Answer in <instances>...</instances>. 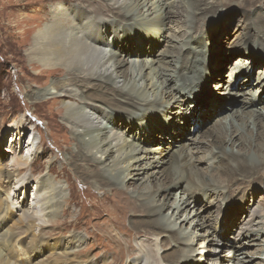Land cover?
<instances>
[{"label":"bare ground","instance_id":"obj_1","mask_svg":"<svg viewBox=\"0 0 264 264\" xmlns=\"http://www.w3.org/2000/svg\"><path fill=\"white\" fill-rule=\"evenodd\" d=\"M63 1V5L52 7L49 14L36 15L41 21L27 54L30 62L47 73V79L55 77L58 80L47 81L42 91L34 92L32 98L28 95V102L35 104L45 101L54 107L61 106L57 112L63 117L68 131L71 130V141L75 145L71 153L62 154V162H68L80 174L82 182L88 185L84 186L89 196L92 195L89 192L91 189L108 196L99 206L106 203V199L109 200L108 204L98 206L94 218H101L106 213L114 220L113 225L121 229L129 222L128 227L133 231H125L155 237L151 245H155L157 252L167 250L170 244L175 245L174 249L161 256L159 263H153L155 251L149 250V244L142 245L139 256L127 264H189L195 252L192 239L182 240L176 231L161 222L170 201L175 198L172 191L181 189L183 182L187 183L185 189L176 195V200L181 195L186 199L177 203L170 216V219H176L175 223L182 220L186 224L190 220L189 213L185 214L191 213V208L199 204L200 196L231 200L236 190H241L240 195H245L248 187H264V106L257 107L264 105V97H260L261 93L264 95V75L256 79L249 72H253L256 67L254 61L259 57L254 50L264 51V13L261 12L264 0H172L164 4L159 0L158 5L153 0ZM22 2L18 0L16 4L22 11L19 14L21 22L30 23L31 18L26 14L28 8ZM233 7L239 8L243 15L233 31L235 38L228 41L232 20L222 17L226 19L220 21L219 26L213 25L212 20L217 15H228L227 12ZM170 22L178 26V34L174 31L166 36L167 40L157 39V43L151 44L157 47L167 43V49L160 59L152 60L150 64L142 61L141 66L128 59L132 53L136 54L132 40H138L137 34L144 32V40L140 43H145L156 35L162 36L163 28ZM189 35L192 38L188 39ZM169 42L178 43L179 46L172 48ZM239 48L244 58L238 59L234 66L242 70L231 69V82L234 75L241 73L237 79L243 75L247 77L240 84L237 81L236 87H245L236 92L235 87L228 89L227 86V90L219 83L214 84V91L218 93L212 95L208 106L189 115L191 103L188 104L186 93L195 95L196 89L200 85H207L214 74H219L222 79L221 69L229 60H224L226 55L236 54ZM145 52L148 53L147 48ZM153 55L157 56L155 51H152ZM169 57L172 59L166 61ZM240 60H247V63L240 64ZM165 61L167 65L169 62L175 64V69L173 66L163 73L159 65L157 69L152 67L158 62L164 66ZM245 67L249 69L246 71ZM259 73H263V68ZM161 75L168 77L167 81L176 80L177 84L174 82L175 85L168 88L165 79L159 81ZM42 76L40 74L38 78ZM256 86L259 87L254 89ZM223 89L226 92H221ZM232 96L240 97L238 102H241V107L231 115L218 118L212 135L204 131L205 138L211 140L199 143L193 137L180 136L179 132L173 131L169 134L164 129L158 136H149L157 129L159 131L164 121L173 122L177 117L183 119L180 130L183 128L185 131L183 126L191 123L203 129L207 124L206 116L222 110ZM230 116L236 119L226 126L224 120ZM143 119H147V123H137ZM26 123L25 119H21L12 125L15 128L13 135L16 136L12 141L19 150H23L24 146L22 142H16L25 136ZM136 125H140V129L135 130ZM141 130L144 134L139 136ZM124 133L128 137L123 138L121 135ZM167 135L177 143L169 150L146 149L142 145L143 140L149 144L165 141ZM34 138L31 143L36 141ZM205 141L206 146L197 147L196 157L191 149L186 152L190 145H202ZM28 147L33 151L30 157L36 159L41 147L33 144ZM11 154L13 158L9 166L0 168V264H103L107 261L106 258L100 261L89 256L87 250L79 251L86 239L79 232L70 230H76L81 220H56L62 213L67 214L69 208L65 204L67 189L53 178V168L38 178L35 199L31 204L12 201L15 198L18 200L21 191H28L31 177L17 181L14 189L18 196L11 200L8 195L11 183L25 171L29 170L32 174L36 171L29 166L28 158L22 157L18 150L12 148ZM212 155L217 165L196 168L197 163L206 162V158ZM142 181L147 184L142 186ZM113 192L129 197L117 196V200L123 203L130 202L127 211L115 207L111 196ZM130 216L135 219L129 220ZM203 216L197 217L203 219L200 227L205 229L213 264H218L216 260L223 256L226 264H231L232 260L233 264H249L257 259L260 261L256 264H264V255L240 250L242 245L247 244L259 246L258 252L264 251V236L258 241V237L264 235V203L256 207L250 204L233 234L230 249H234L233 243L252 236L251 244L247 241L235 247L237 252L239 250L244 255L242 259L237 258L236 254L224 253L220 245H223L222 239L228 234L221 233L220 237L217 227L209 230L207 222L211 218ZM228 220L231 224L232 219ZM47 229L52 231L47 234Z\"/></svg>","mask_w":264,"mask_h":264},{"label":"rangeland","instance_id":"obj_2","mask_svg":"<svg viewBox=\"0 0 264 264\" xmlns=\"http://www.w3.org/2000/svg\"><path fill=\"white\" fill-rule=\"evenodd\" d=\"M153 1L158 5L159 0H153ZM160 1L161 3L164 4L167 2L170 3L172 0H160ZM63 2H64L63 0H23L22 3H24L28 8L26 14L29 15V17L31 18L30 23L23 24L21 22L22 17L20 18L19 16V14H21L22 12L21 8L16 7L18 0H0V168H6L7 166H9L10 160L13 158V155L11 154V150L12 148H15V150H18V153L22 157L28 158L29 166L31 168L36 169L35 173L32 174L28 170L22 173L21 176L18 177V179L14 180L9 186L8 195L12 200L13 197L17 195L14 189L17 186L16 184L17 181L25 177H31V183L28 187V191L26 193L21 191V195L20 196L17 195L18 200H16V198L15 200L14 199L12 200L14 201V203L16 202L20 204L21 202L22 203L27 202L28 204H31L35 199V194H36L35 185L38 178L50 172V169L53 168L51 175L57 182H60L62 185H65L67 189L65 204H67V207L69 208V212L67 214L62 213V216L57 218L56 220H61V221L64 220L69 222H74L77 219L81 220V224L77 226L76 230L73 228H71L70 230V231L79 232L86 239L84 246L81 249H79V251L87 250V254L89 256L100 261L102 258H106L107 261L104 262L105 264L106 263L127 264L129 263L130 260H133L139 256V248L142 245L146 246V244L147 245L149 244V247L147 246L149 250L156 252V253L154 252L153 257L151 255V257L153 258V263H159L161 262V256H164V254L170 252L172 248L174 249L175 245L170 244L167 250H163L162 252H157V249L154 248L155 245L154 246L153 244L151 245V243L156 240L155 237L148 236L146 234H141V236H139L138 233L125 231V230H132L128 227L129 222H126L123 225L124 229H121L118 228L119 226H117L116 224H114L115 226L113 225L114 220H111V217L106 213L101 218H94V214L98 210L97 207L99 206V203L102 202L108 196L104 192L99 193L97 192V190L91 189V187H90L91 190L89 192L92 195L89 196L86 187L88 185L86 182H82V179L80 178V174L76 170H73L72 165H69L68 162L67 163L62 162V154L65 155L66 153H71L72 151L71 149H74L75 145L71 141V135H72L71 130L68 131V129L65 127L63 117L60 116L57 112V110L60 109L61 106L55 105L54 107L52 103L45 101H40L35 104H30L28 102V95H30L32 98L34 92L42 91L43 88H45V84L47 81H51L52 79L58 80V78L55 77L54 78L50 77L49 79H47L46 77L47 73H43L42 67H37V64H33L32 62H30V59L27 56L28 51L31 47L30 41L38 30L37 28L39 26L38 22L41 21V18L38 19L36 15L40 17L45 12L49 14L52 7H57L60 4L63 5L62 4ZM173 6H170L172 7L170 9H173ZM164 10H166V7L164 8ZM261 12L264 13V9ZM227 13L228 15L226 16L225 14H222V16L217 15L216 17H214L212 20L213 21L212 24L219 26L220 21L223 22V20L226 19L227 17L230 18L232 20V25H230L231 36L228 38V41H231L235 38L236 33L234 35L233 31L236 29V26L239 20L242 18L243 13L239 8H235V7L231 8ZM222 17H226V18L223 19ZM42 21L44 22V20ZM196 23H199V21ZM174 31L178 34V31H180V29L178 28V26H174V24L170 22L169 24H166L165 27L163 28L162 36L159 37L158 35H156L153 37L152 40L146 41L145 43H140L142 39L144 40V36H145L144 32L143 33L140 32L139 35L137 34L136 36L138 40L137 39H135V41L132 40V42L135 43L136 49L134 50L136 52L135 51L134 52L136 54L132 53L128 59L132 60V63L133 62L138 63L139 65L140 62L142 61L150 64L152 60L160 59L161 54L167 49V47H165L167 43L164 42L162 46L159 45L157 47L151 46V44L157 43L158 42L156 41L157 39H160L161 41L167 40L165 39L166 36L168 35L170 36V34L174 33ZM177 36L180 37L179 35ZM190 38L192 37L189 35L188 39ZM169 44L173 45L172 48L179 46V44L175 42H169ZM129 45L131 46V44ZM150 47H152L151 50H149ZM146 48L148 53L145 52ZM152 51L153 52L155 51L157 56L154 55L152 56ZM248 51H252V50L249 49ZM259 51L254 50V52H256L257 56L259 57H257L254 61L256 67H254L253 72L249 71L250 74L252 73V75H254L256 79L264 75V54H262L264 53V51L262 49ZM232 54L226 55L224 59V60L227 59L229 60L225 62V66H223V68L221 69L222 79L214 81V79L220 78L219 74L218 75L214 74L211 80L209 81V83H207V85L206 84L204 86L200 85L198 90L196 89L197 92H195V95L192 96L191 93H186L185 96L188 99L187 100L188 104L191 103L190 105L191 108L189 109V112L187 111L189 115H191L192 112H196L200 110V108L204 106H208V102L212 98V95L218 93L217 90L214 91V87H213L214 84L219 83L222 86H224L226 89L227 86L228 89L229 88L232 89V87L233 88L235 87L234 90H236V92L238 91V89H241L244 86L241 85L242 87L239 86L236 87L237 81H238L237 83L240 84L247 77L246 75H243L240 77V79L239 78L237 79V77L241 73L240 74L238 73V76L237 74L234 75L235 78L231 82V77L233 76V74L231 73V69L236 68L242 70L234 65L235 63L238 62V59L244 58V53H242V51H240L239 48V51L238 52L236 51V54L234 55ZM170 59L172 58L169 57L167 58L166 61H169ZM169 63L170 64L167 65L166 62L165 65L162 66V64L158 62L152 64V67L158 68L160 66L159 67L160 72L167 73L168 72L167 68L171 69L174 66L173 69H175V64H173L172 62ZM242 63L246 64L247 60H240V64ZM245 68L246 71L247 69H249L247 67ZM261 68H263V73H261L262 75L259 73ZM40 74L43 76L39 79L38 76H40ZM167 78L168 77L166 76L164 77V75H161L159 81H162L164 79L166 80ZM165 82L168 88L174 86L175 85L174 82L177 84L176 80L173 81L166 80ZM179 85L180 84L177 85V88L179 87ZM167 87H165V89ZM258 87L259 86H256L254 87V89ZM221 92H226V90L223 89L221 90ZM259 92H261V89L259 90ZM248 94H250V91L248 92ZM260 95H261L260 97H262L261 99H263L264 95L262 93ZM258 98L259 97H257L256 100H258ZM228 101L229 103L227 104V106H224L222 110H219L216 114L210 113L208 114V116H206L207 124L203 129L200 128V125H193L191 123L186 126H183L185 128V131L182 130L183 128L180 130L181 126L179 128V125L183 123V119L177 117L173 122H170L168 120L164 121L165 123H163L161 129L159 131L157 129V131H155L151 135L149 134L148 130L146 129L145 130L147 134H149V136L152 138L154 136L160 135L159 132L162 133V130L164 129L167 130L169 134H171V132L173 131V133L179 132L180 136L193 137L194 139H197L199 143L203 140H207V139L211 140V138L208 137L205 138L206 135H203L204 131L206 130L205 133H209L212 135V131H214L212 130V128L214 127V125H216V120L218 118L226 117L228 114L231 115L233 111L241 107V102H238L240 101L239 96H232V98L229 99ZM154 105L157 106L156 104ZM263 106L264 105L259 104L257 107L262 108ZM172 112H176V111L173 110ZM179 113L181 115L183 114L181 113V111ZM21 119H25L27 121L25 127L26 134L25 136L21 137L20 141L18 140L16 143L22 142V145L24 146L23 150L17 149V145L13 144L12 141L14 140V138H16V136L13 135L15 128H13L12 125L18 123ZM235 119L236 118H232L230 116V118L227 119L229 121L224 120L223 124L228 126L232 122V120ZM147 121H148L147 119L146 120L143 119L137 123H141V122L147 123ZM139 126L140 125L138 126L136 125L134 129L135 130L140 129ZM252 128H253V124H252ZM141 134L142 135L144 134L142 130L139 132V136ZM121 136L123 138L128 137V134L124 133ZM169 136L170 135L165 136L166 138L165 141L159 140L157 143L155 142L153 144H149L146 140H143L142 145L146 149L153 148V149L169 150V147H173L174 146L173 144L176 143V141H173L171 136L170 137ZM33 137H35L34 139L36 141H34V143H31ZM160 143L161 145H159ZM206 143L207 141H205V143L202 145L201 144L190 145L189 149L186 150V152L187 153L188 151L190 152V149L195 152L198 146L199 147L204 146ZM32 144L35 147H39V148L41 147L40 151L37 154L36 159H32L30 157V154L33 151L28 146ZM169 144L172 146H168ZM58 146L60 147L61 151L59 150ZM196 156L197 153L195 157ZM213 157L214 155L208 156L206 158V162H202V164L197 163L196 168L205 169L210 166L212 167L215 164L217 165V160L213 159ZM52 163H54V165H52ZM141 183H143L142 186H145L147 184L144 183V181H142ZM186 186L187 183L183 182L181 189L172 191V193L175 194V198L172 201H170V203L168 202L170 206L167 207V210L163 215L161 222L164 224L165 227L172 228L174 231H176V233L180 236L182 240L192 239V244H193L192 248L195 250V252L192 253L191 255L192 260L190 261L189 264H205V263L213 264L210 255V251H212V249L209 248L207 236L205 234V229H201L200 227V225L203 223V219L198 218L197 217L198 215H204L203 217L205 218L207 217L211 218V221H209V223L207 222L208 229L213 230L215 227H217V233L220 237L222 236L221 233L228 234L225 238L222 239L224 240L223 242L224 246L220 245L222 248H224L223 249L224 253L227 255L236 254L237 258L242 259L244 255L242 256L239 250L237 252L235 247L247 241L249 242V244H251L252 236H248L246 240L242 239L239 243L237 242V244L233 243L234 249H230L228 247H230V245L234 240L233 234L236 232L235 230L239 225V222L241 220L240 217L242 218L244 216V212H246L248 206H250L251 204L253 205V207H256L264 203L263 201L264 187L258 185H255L256 188L248 187V191L245 195L244 194L240 195L242 191L236 190L234 197H232L231 200H228V198H224V197H222L221 199L218 198L213 199L211 197L203 198L200 196L198 199L199 204L196 205L194 209L193 207L191 208L192 209L191 213L187 212L185 214L186 216L189 213L190 222L194 221L192 225H190V222L183 224L181 220L175 223L176 219H170L172 212L175 211V207L177 206V203L180 204L181 199L184 198L186 199V196L179 194V196L181 195L182 197L176 200V195L178 194V192H180L182 189H185ZM129 194L131 195L132 193ZM111 196H113L114 198L116 208L119 207L124 208L127 211V209L131 206L130 202L123 203L121 200H117V196H121V198L126 196L127 198H129L127 195L113 192ZM108 202L109 200L106 199V203L100 205L99 207H103V206L105 207L108 204ZM15 212H17V210ZM230 218L232 219L231 224H229V220H228ZM130 219L131 220L135 219V217L130 216L129 220ZM252 230L253 228H251V231ZM46 231H47L46 233L48 234V232H51L52 230L47 229ZM263 236L264 235L258 237V241L259 240L261 241ZM245 246L242 245L240 250L243 252H249L250 250L251 252L257 253L256 255H264L263 250L262 252H258L259 246L257 245L246 246L247 250L245 249ZM226 261L227 260L225 259L224 256L219 257L218 260H216L218 264H226L227 263ZM259 261L260 259H257L256 261H252L249 264H256ZM231 264H233V260L231 261Z\"/></svg>","mask_w":264,"mask_h":264},{"label":"trees","instance_id":"obj_3","mask_svg":"<svg viewBox=\"0 0 264 264\" xmlns=\"http://www.w3.org/2000/svg\"><path fill=\"white\" fill-rule=\"evenodd\" d=\"M219 79H221V78H218V79H214V81H217V80H219Z\"/></svg>","mask_w":264,"mask_h":264}]
</instances>
